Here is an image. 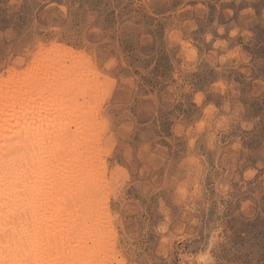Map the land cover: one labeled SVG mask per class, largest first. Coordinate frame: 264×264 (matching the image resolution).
<instances>
[{"label":"rangeland","instance_id":"rangeland-1","mask_svg":"<svg viewBox=\"0 0 264 264\" xmlns=\"http://www.w3.org/2000/svg\"><path fill=\"white\" fill-rule=\"evenodd\" d=\"M77 42L127 98L122 153L96 126L123 264H264V0H0V77Z\"/></svg>","mask_w":264,"mask_h":264},{"label":"bare ground","instance_id":"bare-ground-1","mask_svg":"<svg viewBox=\"0 0 264 264\" xmlns=\"http://www.w3.org/2000/svg\"><path fill=\"white\" fill-rule=\"evenodd\" d=\"M41 58L42 68L0 77V264H123L100 195L108 169L96 110L86 100L101 91L100 78L64 47Z\"/></svg>","mask_w":264,"mask_h":264},{"label":"snow or ice","instance_id":"snow-or-ice-1","mask_svg":"<svg viewBox=\"0 0 264 264\" xmlns=\"http://www.w3.org/2000/svg\"><path fill=\"white\" fill-rule=\"evenodd\" d=\"M29 40L32 42L34 48L42 47L38 41H32L31 37ZM74 47L82 49L81 56L90 67L96 70L98 77L105 85L99 93L94 119L100 127L102 141L103 137L107 136L109 132H111L114 137L115 142L107 146V154L111 157L114 156L117 151L122 153L123 149L121 145L125 143V141L121 139L119 129L126 122L123 113L127 106V98L126 94L118 87V82L120 81L118 63L116 60L110 59L111 53L106 52L103 48L94 49L92 47H85V45L79 42H77ZM121 158V156H116L118 160ZM131 160L135 162L139 160L135 151L131 154ZM125 169L127 173H131L132 169L130 163L125 162L124 169L120 171L123 172ZM260 171L264 172V163H262ZM256 175V171L249 170L245 173V178L251 179ZM89 246L91 247V245ZM126 256H129V258L125 260V264H139L138 261L130 258L129 253H126ZM25 264H49V262L46 260H29L26 261ZM80 264H103V262L85 259L81 261ZM212 264H215V262H212Z\"/></svg>","mask_w":264,"mask_h":264}]
</instances>
